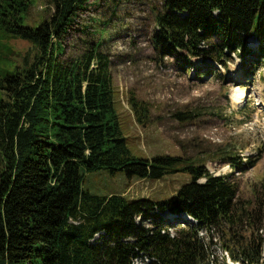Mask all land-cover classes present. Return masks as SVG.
Instances as JSON below:
<instances>
[{
	"label": "trees",
	"instance_id": "trees-1",
	"mask_svg": "<svg viewBox=\"0 0 264 264\" xmlns=\"http://www.w3.org/2000/svg\"><path fill=\"white\" fill-rule=\"evenodd\" d=\"M30 1L0 0V264H134L138 256L153 264H209L216 234L233 259L264 264V195L241 203L232 172L215 175L205 166L212 159L240 172L256 160L244 163L230 149L201 158L133 154L114 108L105 28L85 31L90 38L71 51L64 47L79 14L102 0H49L39 24L27 26ZM160 3L152 35L157 53L184 51L185 62L189 55L221 64L232 53H251L254 68L264 64V0ZM251 36L259 42L252 50ZM13 38L34 48L21 63L9 55ZM98 169L151 179L186 171L190 179L167 199L128 200L82 188L83 173ZM162 212L196 223L167 224ZM137 217L151 224H136Z\"/></svg>",
	"mask_w": 264,
	"mask_h": 264
},
{
	"label": "rangeland",
	"instance_id": "rangeland-1",
	"mask_svg": "<svg viewBox=\"0 0 264 264\" xmlns=\"http://www.w3.org/2000/svg\"><path fill=\"white\" fill-rule=\"evenodd\" d=\"M160 1L102 0L95 7L91 5L79 14L73 29L67 32L65 50L71 51L83 39L90 38L85 31L90 33L104 27L117 90L114 108L132 153L149 158L167 153L201 158L217 149H230L244 163L251 158L256 160L255 164L239 172L226 163L207 159L206 168L214 174L232 172L241 203L256 202V198L259 203L264 195V65L254 68L251 53L247 54L248 58L232 53L225 64L189 55L185 62L181 55L186 54L184 51L172 56L157 53L152 35L156 27L154 12ZM50 6L49 0H31L23 13L22 24L38 25ZM98 19L107 21V25H98ZM258 43L252 36L247 39L250 50ZM7 45L14 63H21L27 51H34L29 41L19 38L8 40ZM143 108L148 109L147 117ZM189 179L186 171L151 179L98 169L84 172L81 185L100 196L121 194L128 200H164ZM172 215L171 212L159 214L167 224L183 225L182 214ZM135 223L151 224L139 217ZM218 238L216 234L209 243V264L230 263L229 254L223 251ZM146 259L138 256L133 263L153 264Z\"/></svg>",
	"mask_w": 264,
	"mask_h": 264
}]
</instances>
